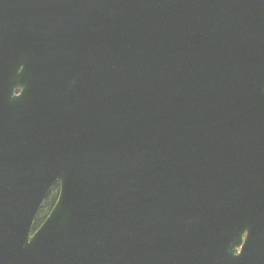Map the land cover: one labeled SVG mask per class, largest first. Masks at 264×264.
Listing matches in <instances>:
<instances>
[{
	"label": "water",
	"instance_id": "95a60500",
	"mask_svg": "<svg viewBox=\"0 0 264 264\" xmlns=\"http://www.w3.org/2000/svg\"><path fill=\"white\" fill-rule=\"evenodd\" d=\"M0 264H264V0H0Z\"/></svg>",
	"mask_w": 264,
	"mask_h": 264
},
{
	"label": "trees",
	"instance_id": "16d2710c",
	"mask_svg": "<svg viewBox=\"0 0 264 264\" xmlns=\"http://www.w3.org/2000/svg\"><path fill=\"white\" fill-rule=\"evenodd\" d=\"M58 190H59V185H57V186L53 189L50 198H49L48 201L45 203L46 205H45V207H44V211L47 210L48 208H50V209L52 208V206H53V204H54V202H55V200H56V198H57V196H58V193H59ZM42 220H43V214H42V216L40 217V219L38 220V222H37V224H36V227H38V226L41 224Z\"/></svg>",
	"mask_w": 264,
	"mask_h": 264
},
{
	"label": "rangeland",
	"instance_id": "374dc122",
	"mask_svg": "<svg viewBox=\"0 0 264 264\" xmlns=\"http://www.w3.org/2000/svg\"><path fill=\"white\" fill-rule=\"evenodd\" d=\"M50 212V208H48L47 210H45L44 212H43V216H47V214Z\"/></svg>",
	"mask_w": 264,
	"mask_h": 264
}]
</instances>
